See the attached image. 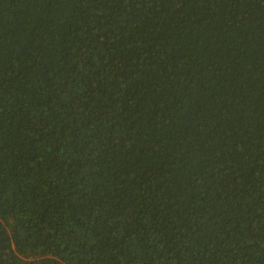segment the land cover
Wrapping results in <instances>:
<instances>
[{
    "label": "trees",
    "instance_id": "trees-1",
    "mask_svg": "<svg viewBox=\"0 0 264 264\" xmlns=\"http://www.w3.org/2000/svg\"><path fill=\"white\" fill-rule=\"evenodd\" d=\"M0 264H264V0H0Z\"/></svg>",
    "mask_w": 264,
    "mask_h": 264
}]
</instances>
